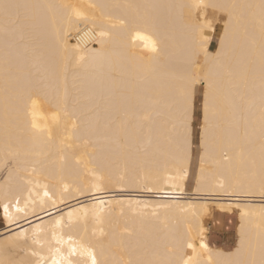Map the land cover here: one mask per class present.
I'll list each match as a JSON object with an SVG mask.
<instances>
[{"label":"bare ground","instance_id":"1","mask_svg":"<svg viewBox=\"0 0 264 264\" xmlns=\"http://www.w3.org/2000/svg\"><path fill=\"white\" fill-rule=\"evenodd\" d=\"M212 209L237 214L229 249L207 240ZM0 216V264H91L81 244L103 264H261L264 0H0Z\"/></svg>","mask_w":264,"mask_h":264},{"label":"rangeland","instance_id":"2","mask_svg":"<svg viewBox=\"0 0 264 264\" xmlns=\"http://www.w3.org/2000/svg\"><path fill=\"white\" fill-rule=\"evenodd\" d=\"M208 19V23L213 25L211 31L210 48L214 50L216 47L218 38L221 34L223 27V20L225 19V14L222 12H217L215 9H208L205 14ZM210 21V22H209ZM203 87L202 85H197L195 88V100H194V112H193V123H192V156L190 159L188 167V179L185 184L186 195L190 194L192 190L195 173L198 164V133L201 124V97H202ZM86 199L82 197L80 200ZM83 202V201H81ZM235 213V214H234ZM205 221V234L208 242L214 246H220L224 249H229L234 246L236 241V224H237V214L236 212L227 213L224 211H218L217 209H212L207 216L204 217ZM6 224L0 216V234L4 232ZM10 228V227H9ZM8 229V228H7ZM5 229V230H7ZM6 234V233H4ZM2 234V235H4ZM1 236V235H0Z\"/></svg>","mask_w":264,"mask_h":264},{"label":"snow or ice","instance_id":"3","mask_svg":"<svg viewBox=\"0 0 264 264\" xmlns=\"http://www.w3.org/2000/svg\"><path fill=\"white\" fill-rule=\"evenodd\" d=\"M209 6L210 5L203 4L202 2L199 3V4L193 5V7H197V8H199V7H205L206 8V7H209ZM212 6L215 7V5H212ZM8 7H10V6L9 5H5V8H8ZM68 7L72 8V13L77 18H81V17L85 16V13L82 12L81 10H79L78 8H76L74 6H68ZM91 7H95V5H91ZM221 7H223V6H221ZM226 35H227V30H226ZM135 38L139 39V40H142V41H145V47L148 48L152 53H157L159 51V47H158L157 42L150 35L141 34V33L137 32ZM224 44H225V40L222 39V41H221V48L222 49L224 47ZM220 54L221 53H217V55H220ZM209 87H211V83H209ZM38 103H39V101L37 99H31V105H32L33 109H35V107L37 106ZM205 110H206V113H207V105H206V109ZM33 116H35L34 112H33ZM53 119H58V116H54ZM32 128L39 130V126L35 123V119H33ZM47 195H48V193L45 192V196H47ZM16 203H17V205H19V200H17ZM9 207H10V204H5L4 205V212H5L6 215L9 212ZM16 211L17 212H22V211H24V209H22V208L17 206ZM57 223H59V221H57ZM21 235H24V234L21 233ZM57 243H60V241H57ZM244 244H245V239H244V236H243V233H242V236H241V248H243ZM187 247L192 249L193 253L196 252V248H195L193 243H188ZM200 247L206 248L207 246L204 245V244H201ZM77 250H78L77 248L73 247L70 250V252H69V256H71L74 253H76ZM79 250H80V254L81 255H85L86 254L88 256V258L90 259L91 264H103V262L100 261L97 258L96 254H95V251L92 250L91 248L81 244ZM57 251H59V249H57ZM237 251L239 252L240 249H238ZM33 255H36V253L34 252ZM37 264H39V262H37ZM53 264H60V262L53 261ZM63 264H73V261L70 260V259H65L63 261ZM124 264H140V262L128 260V261L124 262ZM183 264H194V260H193L192 257H189V259L183 261ZM240 264H247V262H243L242 261V262H240ZM261 264H264V259L261 260Z\"/></svg>","mask_w":264,"mask_h":264}]
</instances>
